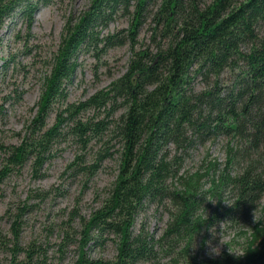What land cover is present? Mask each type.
Returning a JSON list of instances; mask_svg holds the SVG:
<instances>
[{
    "label": "trees",
    "instance_id": "trees-1",
    "mask_svg": "<svg viewBox=\"0 0 264 264\" xmlns=\"http://www.w3.org/2000/svg\"><path fill=\"white\" fill-rule=\"evenodd\" d=\"M38 3L0 0V26L20 8L29 28ZM117 18L126 26L110 30ZM144 27L147 37L140 41ZM124 44L130 50L125 70L86 98L69 101L78 53L98 56ZM66 137L79 146L67 171L90 178L104 160H117L99 205L78 217L73 234L64 232L60 246L78 236L69 264H264V0H89L64 23L35 114L20 142L5 149L0 181L26 162L39 175ZM207 141L220 142L223 162L208 159L206 151L202 170L181 171L193 147ZM93 142L97 147L86 163ZM226 191L232 205L221 207ZM205 196L217 200L207 223L245 217L263 200L244 255L200 257L191 251L192 234L196 239L203 228ZM147 204L168 213L158 235L143 223L136 228ZM26 209L24 203L6 209L9 235H0V250L8 252L10 264H53L34 242L19 241ZM108 239L115 245L112 258L90 256L91 245Z\"/></svg>",
    "mask_w": 264,
    "mask_h": 264
},
{
    "label": "rangeland",
    "instance_id": "rangeland-1",
    "mask_svg": "<svg viewBox=\"0 0 264 264\" xmlns=\"http://www.w3.org/2000/svg\"><path fill=\"white\" fill-rule=\"evenodd\" d=\"M88 4L89 0H40L32 13L29 28L26 16L21 13L20 8L6 17L0 26V169L6 147L20 142L25 127L35 114L43 77L50 69L65 21L68 17H77ZM124 26L125 19L117 18L109 25V29ZM146 37L144 27L139 33V40L145 41ZM129 56L128 44L109 48L98 56L92 51L81 50L77 58L79 67L67 85V99L79 101L95 90L107 86L125 70ZM228 76V73L222 74L224 80ZM194 82L197 88L202 86L199 78ZM53 118L51 113L47 123L51 124ZM96 147L97 144L94 143L88 148L84 156L86 163L92 159ZM56 149V155L44 163L38 171L39 175L31 169L29 162L7 170V174L0 181V235H9L10 219L5 215L6 209H14L24 203L27 209L22 216L19 235L21 245L34 242L45 250L48 260L53 264H69L77 256L78 236H74L76 242L60 246L64 232L73 234L71 229L77 228L78 217H87L99 205L105 187L115 177L117 160L116 156L104 160L98 170L88 178L84 174L65 170L66 165L79 151L77 143L66 137L56 145ZM206 151L210 155L208 159L217 157L223 162L224 154L220 142L207 141L193 147L189 157L183 162L181 171L202 170L200 161ZM208 185L209 181L205 178L204 189ZM45 191L48 192L45 194ZM216 201L215 197L205 196L202 205L207 214L217 208ZM224 201L230 204L231 197L227 191L221 196V207L229 205ZM262 205L263 200L247 216L237 219L251 227L250 231L246 229L238 233L244 237L241 243L244 244L263 213ZM253 212L256 220H253ZM72 215L74 216L71 217ZM167 219L168 213L162 206L147 204L137 215L136 228L139 223H143L148 231L158 235ZM207 236L206 231H201L191 251L200 257H216L208 253L203 242ZM87 250L92 257L110 259L115 254V245L108 239L91 245ZM223 251H227L226 246L222 247L221 253ZM21 256L22 254L19 257ZM0 264H10L8 252L0 250Z\"/></svg>",
    "mask_w": 264,
    "mask_h": 264
},
{
    "label": "clouds",
    "instance_id": "clouds-1",
    "mask_svg": "<svg viewBox=\"0 0 264 264\" xmlns=\"http://www.w3.org/2000/svg\"><path fill=\"white\" fill-rule=\"evenodd\" d=\"M203 209V219L199 223L203 225L201 231L208 233L207 238L203 241L207 246L208 253L217 256L221 253L222 247L226 246L229 253L235 256L244 255L248 248L241 243L244 237L238 235V233L246 229L250 231L251 227L235 218L214 219L213 222L207 223L208 214L204 207ZM253 220H256L254 212ZM195 236L196 232L192 234L191 247H195Z\"/></svg>",
    "mask_w": 264,
    "mask_h": 264
}]
</instances>
